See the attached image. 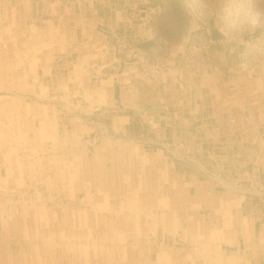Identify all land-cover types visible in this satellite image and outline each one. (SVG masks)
Masks as SVG:
<instances>
[{
    "label": "rangeland",
    "instance_id": "rangeland-1",
    "mask_svg": "<svg viewBox=\"0 0 264 264\" xmlns=\"http://www.w3.org/2000/svg\"><path fill=\"white\" fill-rule=\"evenodd\" d=\"M70 1L77 4L80 0ZM227 3L218 8V20L213 25L220 33H237L228 35L232 63L225 69L207 53L212 26L202 19L196 21L190 35L183 39L184 18L174 11L163 14L155 28L164 37L156 44H146L145 49L141 48L143 43L135 45L125 34L99 25L98 32L112 37L110 45L115 53L134 65L132 74L124 79L128 85L115 81L113 98L117 102L106 112H94L95 107L93 110L87 107L88 95L82 92L81 85L67 82V78L78 71L72 67L76 66L79 55L66 53L61 47L62 41L56 37L47 41L44 38L43 46L39 44V51H43L41 62L53 60L48 68V64L44 66L39 61L34 69L30 64L10 66L0 62V74L2 68L4 74V78L0 76V264H39L34 260L37 254L30 245L41 244V241L37 239L34 243L28 239L27 231L33 229L35 235L36 217L60 220L66 212L87 220L112 214L119 223H124L129 235L123 230L126 232L123 238L108 239L111 245L107 251L113 255L109 259L107 255L99 258L91 254L85 262L82 258L80 262H64L59 257L55 264L241 263L239 253L231 258V246L220 248L218 244L211 248L207 244L210 237L205 238L207 227L225 228L223 222L231 217L230 213H223L219 204H214L218 208H204L205 203L196 201L198 195L195 199L189 195L186 182L174 179V175L185 176L187 180L194 175L195 182L207 188L215 200L225 197L223 193H214L215 190L228 192L226 198L231 203L228 208L232 216L243 212L254 217L264 208V0H227ZM168 33L173 37H166ZM3 36H7L3 39L11 45L22 42L23 48L36 43L21 37L20 33L19 39L8 33ZM182 40L186 51L177 50L174 62L169 65L160 62L170 54L166 46H176ZM105 72L103 75L108 74ZM183 74L227 84L229 102L226 105L206 102L204 108L209 115L173 117L182 104L175 96L171 100V95L166 96L168 102H162L159 85L166 79L175 85ZM48 78L50 83H47ZM122 88L134 101L129 108L120 102ZM168 88L175 90L173 86ZM161 92L164 93L163 89ZM83 97L86 101H81ZM188 100L184 105L191 107L186 113L199 112L198 102ZM39 108L44 115L37 118ZM123 114L130 118L125 142L145 156L159 157L157 166L141 163L140 155H136L137 160L130 165L122 158L124 164L119 166L117 176L119 183H108V188L117 189V193L95 192L94 186L87 185L82 190L73 186L64 190L62 174H54L58 161H73L81 155L89 162L94 161L95 153L104 143L114 142L106 135L110 118ZM166 114L173 116L166 117ZM106 170L112 167L107 166ZM90 183L93 184L87 182ZM98 193L104 196L96 197ZM141 198L142 206L138 201ZM123 210L125 214H121ZM22 213L23 232L8 230L6 225L21 219ZM126 215L130 217L123 221ZM90 223L98 233L106 227L101 222ZM192 226H197L198 236L188 233ZM110 227H106V231H110ZM82 231L77 227L68 232L81 235ZM69 233L66 235L70 236ZM163 251L168 257L160 261L159 254ZM40 264L48 263L40 261Z\"/></svg>",
    "mask_w": 264,
    "mask_h": 264
},
{
    "label": "crops",
    "instance_id": "crops-1",
    "mask_svg": "<svg viewBox=\"0 0 264 264\" xmlns=\"http://www.w3.org/2000/svg\"><path fill=\"white\" fill-rule=\"evenodd\" d=\"M226 3L227 0H80L77 4L70 0H0V31H2L1 33H8L14 39H19L17 37L20 33L21 37L27 38V40L30 39L31 42H36L34 46H38V48L33 54L34 56L31 57L34 61L33 69L36 67L35 64L38 61L44 66L48 64L47 68L53 63L51 58L48 59V63L41 62L40 53L43 54V51H39L40 46H43L41 41H44V38L46 41L47 39L50 40V38L54 40L55 37L57 40H61V47L65 49L66 53L79 55L76 66L72 67V70L78 71L76 74L68 77L67 82H73L74 85H81L82 92L86 96L88 95L87 107H92V110L95 107L94 112L95 110H103V112H106V110L115 106V101L117 102L113 98V93L117 85L116 82L122 83L125 86L128 85V83H124V79L130 73L132 74V67L134 68V65L127 62L123 55H117L115 53L113 46H111L113 44L112 37H109L108 33H105V35L98 32L99 25L119 32L117 34H125L135 45L143 43L140 45L142 49H145L146 44H156L164 37L158 34L155 28L156 21L159 19L162 20L161 17L164 16L163 14L174 11L184 18L186 25L183 39L190 35L193 27H195L196 21L198 22L202 19L201 21H207L209 26H212L207 53L217 61V64L222 69H225L232 63L229 61L230 44L227 38L232 35L235 36L237 33H220L219 30L213 28V25L218 20V8ZM21 43H18L19 46L17 49H20V52H24L27 46L23 48L24 45H21ZM39 44L41 45L39 46ZM185 48L184 40L176 46H166V50L170 54L166 58L163 57L160 59V62L168 63V65L173 63L175 52L177 53L178 50V52L183 53L186 51ZM231 67L235 66L232 65ZM103 72L108 74L103 75ZM102 75L104 77H101ZM93 78H95V81H92ZM178 80L175 85H172L171 81L167 79L160 82L159 85L162 102H168L169 98H166V96L169 95L170 97L171 95V100H174L175 96L176 100L182 104L178 113L174 116L166 114L164 115L166 117L173 116L180 119L192 115H209L207 113L209 112L208 109L204 108L206 102L211 101L215 104L217 102L220 105H226L229 102L228 99L231 97H228L226 87L228 85L215 81L214 79L204 80L202 77L194 78L193 76L189 77L183 74ZM50 82L51 79L48 78L47 83ZM54 82L55 79L53 80V84ZM63 85L64 89L65 82ZM36 86L39 85L36 84ZM171 86L175 90L168 88ZM160 89H163L164 93ZM125 90V88H122L123 92L120 91L119 98L120 102H123L129 108V106L134 104V101L129 96L130 94H127L128 91ZM35 93H37V89ZM109 94H112V97H109ZM187 100L189 102H198L199 106H197V109L200 110L199 112L201 114H197L199 112L193 110H191V113H186L189 111L187 110L188 107H191L188 106L186 108L184 105ZM81 101H86V97H83ZM42 111L39 108L35 116L37 118L43 116L44 112ZM41 112L43 114H40ZM129 122V116L124 114L110 118L109 127L106 131L108 134L106 135L109 138H113L114 142L109 141L104 143L95 153L94 161H87L83 155L75 158L73 161L65 159L58 161V165H55L57 167L54 169V174L56 175V172L59 175L62 174L65 190H69L71 186L75 187L76 190L79 188L82 190L84 185H87L90 188L94 186L95 192L99 190L104 191L100 187L102 185H97L95 180L98 179L99 182L102 179L119 181L120 178L117 177L120 174L119 166L122 167L124 164L122 163V158L130 165L133 161L137 160L138 157L136 155H140L139 160L141 163L145 164L147 162L148 165L154 168L157 166L159 157L156 155L145 156L125 142L124 139L129 134ZM166 130L165 127L163 130L165 135ZM102 159L105 160V163L102 162ZM107 166H111L112 170H106ZM7 171L8 169H6V174L8 175ZM132 172L134 171L132 170ZM151 173H153L152 169ZM187 175L189 174L187 173ZM191 177L187 180L185 176L174 175L176 181L186 182L189 187L190 196H193L195 199L197 198L196 195H198L199 200L196 199V201L205 203L204 208H208V206L217 207L214 204H219L224 209L223 213H230L231 215L227 219L228 221L225 220L223 222L226 225L225 228L222 229L220 226L218 228L207 227L206 234L208 235L205 238L210 237L207 241L208 246L212 248V246L219 244L221 248L223 246L228 247L226 246L228 244L233 248V250L229 251L233 252L231 258L239 253L238 256L240 255L239 257L241 259L240 264H264V208H260L258 211L255 207L254 210L258 212H256L254 217L243 212H235L234 214L236 216H232L233 213L228 208L231 203L229 202V198H226V195H229L228 192L226 193L224 190L214 191L213 189L214 193H223L225 197L217 200L212 199L207 188H203L198 182H195L194 175H191ZM170 178H172L171 175ZM87 182H93V184H87ZM97 196H104V194L98 193L96 194ZM50 214L54 215L52 213ZM23 219L24 213H22L21 219L12 221V223L6 225L8 230L11 228V230H15L19 234L25 226L23 224L24 221H22ZM216 231H218L217 237ZM234 239L235 243H233ZM213 254L216 255L214 250Z\"/></svg>",
    "mask_w": 264,
    "mask_h": 264
},
{
    "label": "bare ground",
    "instance_id": "bare-ground-1",
    "mask_svg": "<svg viewBox=\"0 0 264 264\" xmlns=\"http://www.w3.org/2000/svg\"><path fill=\"white\" fill-rule=\"evenodd\" d=\"M1 32L2 31H0V33ZM3 37L7 36H3V33L2 35H0V54L2 55L0 57V62H6L5 65L10 66H12L13 63L15 65L18 64V66H21L22 64H30L32 66L31 68L33 69L34 61L31 57L34 56L33 54L37 51L38 46L36 47L34 46V44L27 45V47L25 48L26 50L24 52H20V49H17L19 45H11L7 42V40H4ZM3 75L4 74L2 68L0 76L4 78ZM95 183L97 185L104 186L103 190H108V192H113L114 194L117 189L108 188V183L116 184L119 183V181L112 179H102V181L99 182V180L97 179L95 180ZM138 201L142 206L143 198L139 199ZM129 207H132V205L129 204ZM121 214H125V211L123 210ZM129 217L127 215L124 216L123 221H125V219ZM35 221L37 223V227L35 228V235L32 233L33 229H30L31 231H27V235L28 239L34 240V243L37 239L41 241V244H39V242H36L37 244H34L33 246L30 245V248L33 250V252L37 254V257L34 260L38 261L39 264L40 261H45L48 264H55L59 257L64 259V262L65 260H67V262H80L81 258L85 262L87 260V256L91 254H93L94 257L99 258L107 255L106 257L109 259L113 255L110 254L109 251H107L108 247L111 245L110 242L108 243V239L117 241V239L123 238L127 232V228H125L124 230V223H119V219L117 217H114V215L112 214L109 215V217H103V215H100L93 218L92 220H87L79 215H70V213L66 212L60 220H54L46 216L36 217ZM90 222H101L103 226H106L107 228L111 225L110 231H108V229L106 231L105 227L101 231V233H98L96 232V227L94 228V224L91 225ZM77 227L78 229L79 227L82 228L83 231L82 233H80L81 235H74L68 232ZM123 230L126 232H124ZM104 231L106 233H104ZM66 232L69 233L70 236H67ZM190 232L192 236L199 235L197 226H192L191 228H189L188 233ZM127 235H129V233ZM95 246H98V248H95ZM166 254L168 253H164V251L159 254L161 256L160 261H165L167 259L168 256Z\"/></svg>",
    "mask_w": 264,
    "mask_h": 264
},
{
    "label": "water",
    "instance_id": "water-1",
    "mask_svg": "<svg viewBox=\"0 0 264 264\" xmlns=\"http://www.w3.org/2000/svg\"><path fill=\"white\" fill-rule=\"evenodd\" d=\"M168 32H170V31H168ZM166 35V37H169V38H171V37H173V34H169L168 33V35L167 34H165ZM171 35V36H170Z\"/></svg>",
    "mask_w": 264,
    "mask_h": 264
}]
</instances>
